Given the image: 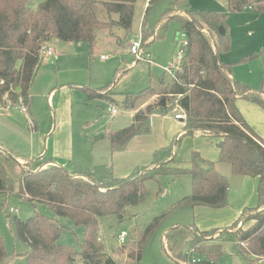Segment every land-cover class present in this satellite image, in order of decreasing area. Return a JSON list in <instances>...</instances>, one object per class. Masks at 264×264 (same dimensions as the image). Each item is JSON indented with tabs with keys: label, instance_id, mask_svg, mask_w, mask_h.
I'll list each match as a JSON object with an SVG mask.
<instances>
[{
	"label": "trees",
	"instance_id": "trees-1",
	"mask_svg": "<svg viewBox=\"0 0 264 264\" xmlns=\"http://www.w3.org/2000/svg\"><path fill=\"white\" fill-rule=\"evenodd\" d=\"M139 1L149 6L159 0H45L34 10L28 8V0H0V105L18 106V100H21L22 106L29 109L31 81L45 42L87 43L92 48L96 32L105 30L118 45H122L132 34L134 6ZM226 1L229 12L250 6L251 11L264 14V0ZM182 4L185 9L178 11ZM226 18L225 14L195 12L189 8L187 0H174L171 8L161 14L154 31L141 28L137 63L143 57L144 49L164 36L170 21L177 22L188 42L182 62L172 69L167 79H160L157 86L151 83L138 94L125 95L122 102L125 109H133L137 99L160 94L169 105L145 106L134 114L130 126L108 136L112 152L123 151L134 137L149 132L150 117L156 111L162 113L178 106L185 115L182 134L175 136L168 146L155 151L149 165L134 168L125 178H113L107 184L98 185L88 174H76L57 165L45 167L43 165L49 162L44 160L35 167L31 164L20 166L18 189L14 191L16 181L5 167V163L12 162V154L0 150V195L16 193L32 204H45L57 219L82 228V243L76 251L58 243L64 228L57 219L37 212L26 221L15 219L16 238L29 249L25 253L26 264H117L112 255L124 256L127 261L138 264L150 237L172 213L196 207L226 208L227 179L211 163L192 152L188 169L173 166L180 141L186 136L217 139L218 159L229 166L233 175L258 178L257 205L244 210L229 228L222 231L198 232L190 226L189 252L185 256L179 254L176 264H186L192 256L200 259L198 264H218V258L223 254V237L229 233L237 236L238 255L247 264H257L264 259V151L260 145L264 141L251 129L236 106V101L242 99L264 108V91H253L234 80L231 77L233 65L219 59L220 54L230 48ZM220 27L226 32L224 36L218 34ZM107 88L110 85L98 89L100 91L82 90L87 101H91L102 98L101 91ZM184 175L190 178L189 195L143 228L131 229L120 249H113L112 253L105 250L98 240L99 219L123 221L128 215V207L137 206L146 199L149 182L156 184L157 196L162 192L163 177ZM244 215V222L253 223L245 230L237 229L236 225ZM7 258L0 237V264Z\"/></svg>",
	"mask_w": 264,
	"mask_h": 264
},
{
	"label": "rangeland",
	"instance_id": "rangeland-1",
	"mask_svg": "<svg viewBox=\"0 0 264 264\" xmlns=\"http://www.w3.org/2000/svg\"><path fill=\"white\" fill-rule=\"evenodd\" d=\"M43 1L45 0H28V8L34 10ZM173 1L159 0L149 6H145L143 1L136 3L132 34L124 40L122 45H118L114 39L107 35L105 30H101L97 32L98 38L93 56H90V50L84 53L80 50L77 52L74 47L70 49V53L77 61L76 63L88 70L82 78L85 81H90L91 87H105L110 83V88L101 91V97L105 100L97 99L87 105L82 103L85 97L80 90L72 91L75 95L70 98L72 105L70 104L69 108L73 117L77 118L76 114H78L79 129L83 128L88 138H92L96 133L106 136L108 132H115L128 127L131 122L132 110L123 107L124 96L138 94L149 87L151 83L157 86L160 79L163 77L167 79L169 76L164 70L171 64H177V54L183 38L176 21H170L164 36L153 40L144 49L143 57L138 63L136 62L137 59L129 54L131 42L141 38V28L154 31L161 14L171 8ZM187 4L195 12H210L227 16L226 29L230 48L228 52L221 53L219 59L233 65L232 72L235 79L246 84L253 91H264V14L243 9L238 12H229L226 0H187ZM147 8L148 11L146 12ZM184 9V4L178 7V11ZM118 35L122 36L121 32H118ZM54 44L63 45L57 41ZM100 55L106 56V60L101 61ZM254 56L258 57L250 59ZM116 72L118 74L115 76ZM60 101L66 105L68 98L65 95H60L55 103L58 102L59 104ZM139 101L153 103L156 106L161 101H164V105L169 103L160 94L146 95L137 99L136 102ZM244 102L247 108L246 110L242 109V114L246 122L264 141V108L246 100ZM110 107L116 110V116L108 112L107 109ZM177 112V108L174 111L166 110L162 112V117L175 122L177 126L179 122L174 118ZM162 122L166 124L165 127ZM168 127H170L168 121L152 120L146 135L138 136L128 143L126 149L116 154L111 153L106 138L94 142L95 146L92 145L91 139L88 149L85 148L86 152L82 149V151H75L79 152L78 158L84 157L85 172L90 173L98 185H104L113 178L129 175L133 171V167L130 168L131 165L140 167L146 164L148 160L150 162L152 154L161 149L157 146H159L162 132H166ZM74 129L77 131L76 127ZM77 132L80 133L81 130ZM193 142L195 141L191 137H182L176 154L177 161L187 168L190 166L191 150L194 148ZM74 149L76 148L74 147ZM91 151H93V158L89 155ZM150 152L152 153L149 156ZM81 161L83 162L82 159ZM219 164L228 168V165L224 163ZM14 165L7 162L6 169L11 178L16 181L14 191H17V181L21 175V168ZM82 167L85 166L82 165ZM161 182L163 184L162 192L158 193L157 196L155 195L157 192L156 184L154 182L147 184L148 195L146 199L137 206L128 207V215L126 214L123 221H118L116 218L99 219L98 239L101 240L100 242L104 247L107 246V248L105 247L107 252L112 253L113 249L118 250L123 247L117 239L121 232L130 234L133 228H143L149 221L167 211L172 204L190 194V178L186 175L177 178L163 177ZM10 210H16V212ZM35 212L57 219L45 204H32L16 193L8 196L0 195V237L8 254V258L3 264H26L25 253L29 249L26 244L17 240L14 220L26 221ZM191 213V209H183L172 213L165 219L150 237L143 257L138 264H176L175 261L179 254L185 256L189 252L192 235L190 230V226H193ZM246 215L236 225L237 229L242 227ZM57 220L64 228L58 243L79 251L82 243V228L74 227L67 220ZM233 248L234 245L233 247L230 245V249ZM112 258L117 264H134L121 255H112ZM188 263L189 261L186 262V264ZM218 264L247 263L235 251H229L228 245H225L223 254L218 258ZM257 264H264V259Z\"/></svg>",
	"mask_w": 264,
	"mask_h": 264
},
{
	"label": "crops",
	"instance_id": "crops-1",
	"mask_svg": "<svg viewBox=\"0 0 264 264\" xmlns=\"http://www.w3.org/2000/svg\"><path fill=\"white\" fill-rule=\"evenodd\" d=\"M97 32L95 43L98 38ZM107 35L111 37L108 32ZM54 42L55 40L48 41V45H50L54 51V57L52 60L40 58V63L35 68L29 90V109L25 108L26 111L23 112L20 108H18V106H11L9 104H6L5 106L0 105V150L12 154V162L9 163H13V165L15 164L14 166L18 165L20 167L26 164H31L32 167H35L40 162L46 160L49 163H45L43 165L45 167L53 165L62 166L68 171L76 174H88L96 182L90 173L85 172L86 162H84V157L78 158L79 152H76L75 150H83L86 152L85 148L88 149V144L91 139L92 145L95 146L94 142H98L105 138L108 139L110 134L126 127L115 132H108L106 136L96 133L92 138H88L83 128L79 129L78 114H76L77 118L73 117L71 109L69 108L72 102L70 98H73L75 95L72 91L80 90L84 94L82 88L98 90L103 88V86L91 87L90 81H85V79L82 78L84 73H86L88 70L80 67L76 63L77 61L70 53V49H73L72 47H74L77 52L80 50L84 51V53L87 52V50H90V56H93L96 49V44L91 48L87 43H64L57 41L58 43H63V45H55ZM101 56L104 55H100V57ZM231 77L238 81L234 78L232 71ZM109 85L110 83L108 86ZM60 95H65V97L68 98L66 105H63L61 101L59 104L58 102L55 103V100H58ZM84 97L85 98L82 102L84 105L94 101H87L85 94ZM100 99L105 100L103 98ZM152 104L153 103L149 102L143 103L142 101L136 102L134 108L131 109V122L128 126L131 125L132 118L137 111L143 109L147 105ZM236 106L243 116L242 109L246 110L247 108L244 100L238 99L236 101ZM177 114L178 112L176 115ZM176 115L174 118L179 122L177 126L175 122L164 119V117H162V113L158 111H156L150 117V122L155 119H161L163 121H168L170 125L166 132H162V137L157 148H164L168 146L175 136H180L182 134L181 129L183 124L181 120L176 118ZM243 118L245 119L244 116ZM28 120L32 121L34 125L33 131H31L29 128L27 123ZM163 126L165 127L166 124L163 123ZM74 127H76L77 131L81 130V132L78 133ZM137 137L138 136L134 137L132 140L136 139ZM191 139L195 141L193 142L192 146H194V148L191 150V153L197 152L203 161L211 163L214 169L227 179L228 183L227 207L220 210H213L203 207L191 209V224H193V227L198 232L211 231L214 229L219 231L225 230L240 217L244 210H249L256 207L258 178L235 176L231 173L229 166L226 168L225 166L220 165L219 163L221 162L218 159V150L216 147L218 143L217 139ZM74 147L76 149H74ZM110 151L114 154L119 153V151L112 152L111 148ZM151 153L152 152H150L149 156ZM92 154L93 151L89 153V155H91L93 158ZM150 162L148 160V164L146 163L141 166H147L150 164ZM174 162L175 163L173 166L177 168L188 169L190 167L189 166L187 168L182 166L176 158ZM82 165L85 167H82ZM136 167L138 166L131 165L130 168L133 170ZM80 168L84 169L80 170ZM127 176L128 175H123L122 177H117V179L125 178ZM243 223L240 229L245 230L250 225H252L253 222L249 221ZM225 245H228L229 251H235L238 255V241L235 234L229 233L223 238L221 245L223 250ZM230 245H232V247L234 245V248L230 249Z\"/></svg>",
	"mask_w": 264,
	"mask_h": 264
},
{
	"label": "built area",
	"instance_id": "built-area-1",
	"mask_svg": "<svg viewBox=\"0 0 264 264\" xmlns=\"http://www.w3.org/2000/svg\"><path fill=\"white\" fill-rule=\"evenodd\" d=\"M243 10H251V7L250 6H245L243 7ZM182 42H181V45H180V50L177 54V60H176V63L177 64H171L167 69L164 70L165 73L167 74H170L172 69L176 68V66H178L184 56H185V52H186V49H187V46H188V42L185 38L184 35H182ZM141 38H139L138 40H135L133 42H131L130 46H129V54L134 57L135 59H137V61L140 59V49H141ZM39 56L40 58H47V59H50L52 60V58L54 57V51H53V48L48 45V42H45L43 44V46L41 47L40 51H39ZM101 60H106V56H101L100 57ZM18 108H20L23 112L26 111L25 107L22 106V102L21 100H18ZM175 108H177L178 110V114L176 115V118L179 119V120H184L185 118V115L184 113L181 111V109L178 108V106H175L173 108V111L175 110ZM108 112L111 113L112 115H115L117 112L116 110L113 108V107H110L108 108ZM28 125H29V128L31 131L34 130V125L32 123V121L28 120L27 121ZM263 151H264V144H260ZM11 212H16V210H10ZM126 237H127V233L126 232H121L118 236H117V239H118V242L120 244H124L125 243V240H126ZM99 241H101L100 239H98ZM105 247L107 248V246L105 245ZM109 253V252H108ZM200 262V259H197L195 257H191L190 260H189V263L188 264H198Z\"/></svg>",
	"mask_w": 264,
	"mask_h": 264
},
{
	"label": "water",
	"instance_id": "water-1",
	"mask_svg": "<svg viewBox=\"0 0 264 264\" xmlns=\"http://www.w3.org/2000/svg\"><path fill=\"white\" fill-rule=\"evenodd\" d=\"M225 30L223 27H220L219 30H218V34L220 36H224L225 35ZM164 106V101H161L159 104H158V107H163Z\"/></svg>",
	"mask_w": 264,
	"mask_h": 264
}]
</instances>
